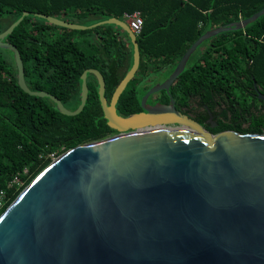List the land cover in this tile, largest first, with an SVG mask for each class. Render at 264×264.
I'll return each mask as SVG.
<instances>
[{"label": "water", "instance_id": "1", "mask_svg": "<svg viewBox=\"0 0 264 264\" xmlns=\"http://www.w3.org/2000/svg\"><path fill=\"white\" fill-rule=\"evenodd\" d=\"M28 14L71 28L116 24L125 30L132 63L110 103L103 73L91 66L81 73L76 108L30 88L22 53L6 39ZM263 14L264 5L205 30L174 62L140 79L137 88L170 69L142 94L143 110L126 115L118 112V99L141 60L127 21L109 16L79 23L23 10L0 32V47L13 51L19 85L75 115L87 102L93 73L104 116L119 132L65 149L24 186L0 214V264H264V130L212 131L174 103L146 105L150 94L169 91L200 47Z\"/></svg>", "mask_w": 264, "mask_h": 264}, {"label": "trees", "instance_id": "2", "mask_svg": "<svg viewBox=\"0 0 264 264\" xmlns=\"http://www.w3.org/2000/svg\"><path fill=\"white\" fill-rule=\"evenodd\" d=\"M263 5L264 0H0V32L23 10L91 23L140 9V65L117 103L122 111H132L148 88H137L141 78L174 62L208 28L249 16ZM6 39L22 53L30 88L54 93L70 106L80 102V76L86 67L103 73L112 95L132 63L128 37L111 24L78 29L28 14ZM202 47L177 88L207 91L210 109L221 113L213 131L262 132L264 99L252 91L256 82L264 93V14ZM91 87L83 110L65 114L50 97L26 92L18 83L16 64L0 51V214L53 156L107 135L106 118L94 115L102 110L96 80Z\"/></svg>", "mask_w": 264, "mask_h": 264}, {"label": "flooded vegetation", "instance_id": "3", "mask_svg": "<svg viewBox=\"0 0 264 264\" xmlns=\"http://www.w3.org/2000/svg\"><path fill=\"white\" fill-rule=\"evenodd\" d=\"M188 65H189V62L187 63V67H188ZM168 74H169V72L168 73H163V74L161 73L158 79L152 78L149 83H145L144 85H148V88H149L151 85L156 84V83H158L160 81H163L167 77ZM180 75L170 85L169 91H167L166 89L162 88V89L150 94L147 97V99H146V105L154 106V105H160V104H163V103H166V104H173L174 103V105L181 112L188 114L189 116H191L194 119H196L199 122H201L206 128L212 130L211 128L214 127V126H217V124L219 123V119L221 117V113L216 109V107H215L214 111H212L210 109L209 103L206 101L207 91H204V92H201V93H192L187 88L178 89L177 86H176L177 85L176 83L178 82V79H179ZM95 80L98 83L96 75L93 74V73H89L88 74L89 92L91 91V88H92L91 86L94 84ZM254 88H255V90H253L252 93L253 94H257V90H256V87H255V84H254ZM105 96L107 98L108 103H110L112 95H108L107 86H106V89H105ZM140 99H141V97H140ZM79 101H80V91H79ZM118 101H119V99H118ZM64 103L66 104L67 107L72 108V109L76 108L78 106V104H79V102H78L77 105L70 106L69 101H66V102L64 101ZM100 106L102 107V105H100ZM117 110H118L119 113H121L120 111H122L120 109V107L118 106V104H117ZM141 110H143V107L142 106H137L136 110L122 111V112H128V114H131V113H136V112L141 111ZM94 115H103L104 116L103 108L100 111H96L94 113ZM106 122L108 124V133H107V135H112L114 133L119 132L115 126H112L108 122L107 118H106ZM163 125L166 126V127H169V126L176 127V126H178L177 123L171 124V125L170 124H163Z\"/></svg>", "mask_w": 264, "mask_h": 264}, {"label": "built area", "instance_id": "4", "mask_svg": "<svg viewBox=\"0 0 264 264\" xmlns=\"http://www.w3.org/2000/svg\"><path fill=\"white\" fill-rule=\"evenodd\" d=\"M127 21L130 28L138 35L144 24V17L139 10H135L131 13H125V17L123 18ZM55 157V156H54Z\"/></svg>", "mask_w": 264, "mask_h": 264}, {"label": "rangeland", "instance_id": "5", "mask_svg": "<svg viewBox=\"0 0 264 264\" xmlns=\"http://www.w3.org/2000/svg\"><path fill=\"white\" fill-rule=\"evenodd\" d=\"M91 23H92V22H91ZM111 25H112L113 27L117 28L119 31L122 32V34H123L125 37H127V34L125 33V30L122 29L119 25H116V24H111ZM0 48H1V47H0ZM202 49H203V47H200V48L194 53V55L190 58V61H192V59L194 58V56H195L196 54H198ZM0 51L6 56V58H7L10 62L14 63V65L16 64V63H15V57H14L13 51H12L11 49L6 48V47H3L2 49H0ZM11 51H12V52H11ZM169 70H170V69H168V70L166 71V73H167ZM159 76H160V75H159ZM159 76H156L155 79H158ZM53 157H54V156H53Z\"/></svg>", "mask_w": 264, "mask_h": 264}, {"label": "crops", "instance_id": "6", "mask_svg": "<svg viewBox=\"0 0 264 264\" xmlns=\"http://www.w3.org/2000/svg\"><path fill=\"white\" fill-rule=\"evenodd\" d=\"M135 10H139V11L141 12V10H140V9H135ZM135 10H134V11H135ZM134 11H133V12H134ZM125 13H129V12H125ZM125 13H124V14H125ZM141 13H142V12H141ZM70 21H71V20H70ZM120 32H121V31H120Z\"/></svg>", "mask_w": 264, "mask_h": 264}]
</instances>
